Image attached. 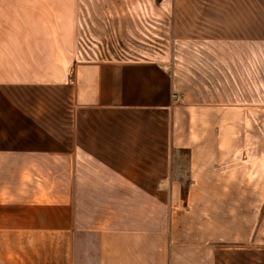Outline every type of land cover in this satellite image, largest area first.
<instances>
[{"label":"crops","instance_id":"0c3cea01","mask_svg":"<svg viewBox=\"0 0 264 264\" xmlns=\"http://www.w3.org/2000/svg\"><path fill=\"white\" fill-rule=\"evenodd\" d=\"M174 7L192 76L79 47L89 0H0V264H264V0Z\"/></svg>","mask_w":264,"mask_h":264},{"label":"rangeland","instance_id":"374dc122","mask_svg":"<svg viewBox=\"0 0 264 264\" xmlns=\"http://www.w3.org/2000/svg\"><path fill=\"white\" fill-rule=\"evenodd\" d=\"M162 1L89 0V8H84V13H89L86 19L87 23L75 25L78 28L76 43L79 47H85L91 52L100 50L102 53L103 51L109 53V51L121 49L125 54L130 53L132 56L166 58L170 66L181 61L186 66L181 68L182 71L185 70L192 76L193 40L183 41L179 38L178 33L181 36L185 33H192L193 24L180 23L181 25H178L175 22L178 9L174 7V0H167L170 2L168 7ZM80 11L83 12L82 9ZM134 49L137 51H133ZM183 155L180 172L187 186L189 180L187 156ZM132 190H135L132 186L122 185L121 193L129 195L128 193ZM136 191H139L138 199L121 198L123 217L128 214L133 219V223L139 227H145L144 224L151 222L150 215H145L144 212L146 204L150 205L153 202L155 220L159 218L160 207L157 202L143 199L142 185H138ZM111 202L113 203V200ZM183 202L186 203V200L183 199ZM260 234L261 237H264V233ZM251 238L257 239V233L255 232V236L252 233Z\"/></svg>","mask_w":264,"mask_h":264},{"label":"trees","instance_id":"16d2710c","mask_svg":"<svg viewBox=\"0 0 264 264\" xmlns=\"http://www.w3.org/2000/svg\"><path fill=\"white\" fill-rule=\"evenodd\" d=\"M184 194H185V191L183 192V196H184Z\"/></svg>","mask_w":264,"mask_h":264}]
</instances>
